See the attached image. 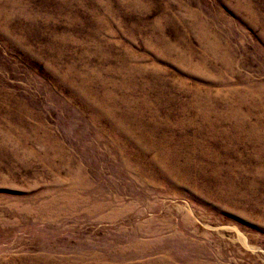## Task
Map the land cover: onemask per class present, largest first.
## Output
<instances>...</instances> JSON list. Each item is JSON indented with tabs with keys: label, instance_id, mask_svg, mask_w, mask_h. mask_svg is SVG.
<instances>
[{
	"label": "rangeland",
	"instance_id": "obj_1",
	"mask_svg": "<svg viewBox=\"0 0 264 264\" xmlns=\"http://www.w3.org/2000/svg\"><path fill=\"white\" fill-rule=\"evenodd\" d=\"M0 264H264V0H0Z\"/></svg>",
	"mask_w": 264,
	"mask_h": 264
}]
</instances>
